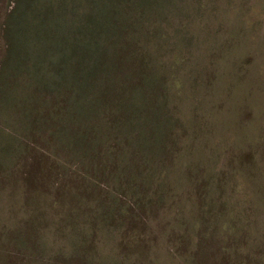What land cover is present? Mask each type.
Segmentation results:
<instances>
[{"label":"rangeland","instance_id":"1","mask_svg":"<svg viewBox=\"0 0 264 264\" xmlns=\"http://www.w3.org/2000/svg\"><path fill=\"white\" fill-rule=\"evenodd\" d=\"M16 1L0 0V264H264V0H155L119 22L129 60L79 99L43 88L36 48L1 75ZM140 55L159 79L119 107ZM102 77L116 87L100 100ZM152 111L186 125L167 137L164 177L123 167Z\"/></svg>","mask_w":264,"mask_h":264},{"label":"trees","instance_id":"2","mask_svg":"<svg viewBox=\"0 0 264 264\" xmlns=\"http://www.w3.org/2000/svg\"><path fill=\"white\" fill-rule=\"evenodd\" d=\"M155 5V0H17L15 9L7 16L4 28L7 55L1 75L7 69V65L17 68L28 56H32L33 49L36 48L35 57L39 58L41 54L40 58L46 61L48 67V74H45V78L36 75L38 82L45 81L43 88L49 90L61 86H65L68 90L75 88L76 97L82 98L86 96L87 91H93L98 77L102 73L108 72L110 65L116 63V60L121 61L126 56L129 60L130 44L124 42L125 29H120L119 22L128 23L134 18L135 13H145L148 9L152 10ZM146 55L151 58L149 54ZM146 55L138 57V69H141L138 76H141V80H138L133 86L134 91L121 85L120 98L116 99L119 107L124 104L127 106L130 101L132 104L134 101L140 104L144 101L145 96V87L142 84L150 87L159 79L154 71H148L151 65H149V58ZM104 80L105 77L100 79L103 87L97 97L100 100L106 95L110 86L116 87L114 83L110 84ZM91 104L89 102L88 106L90 107ZM80 109L81 107L77 112ZM72 112L73 110H70L69 114ZM83 116L88 117L89 115ZM163 117L164 115L161 117V112L157 111H152L149 114L148 121H146L147 130H144L146 133L142 135L141 154H132L127 164L123 166L124 168L127 166L138 169L146 168V171L150 170L151 172L158 169L164 177L166 173L163 167H159V164L163 158H169L171 147L178 146L175 140L168 146L169 139L167 137L173 135L175 126L178 127L177 124L186 125L178 119L171 122L168 119V123L164 124L167 118ZM192 128H198L197 121ZM193 135L196 134L193 133ZM90 139L92 138L90 137ZM90 139L84 134L76 143L81 148ZM107 141L108 139L105 140V142ZM177 152V149L172 150L170 156ZM187 163L189 162L180 163L173 172H177L179 169V171L186 172L188 168H191V165L188 166ZM118 170L122 171L123 169L119 168L117 172H119ZM143 174L136 176L143 177ZM175 184L177 185L178 181ZM120 186H122V190H125L124 185ZM136 189V191H131L134 196L133 201L138 205L142 196L139 194V188ZM56 206L54 208L62 207L59 204ZM175 206L177 208L180 206L181 209L182 204L175 203ZM147 208L148 205H144L142 209ZM179 208L178 213L182 215L186 209L180 210ZM98 213L100 214V212ZM104 213L106 217L107 212H103L101 216ZM116 214H120V212L110 211L107 218H112ZM38 224L42 225L40 222Z\"/></svg>","mask_w":264,"mask_h":264}]
</instances>
